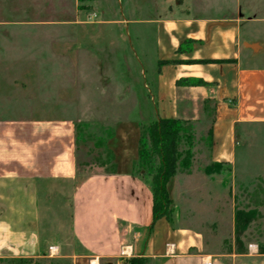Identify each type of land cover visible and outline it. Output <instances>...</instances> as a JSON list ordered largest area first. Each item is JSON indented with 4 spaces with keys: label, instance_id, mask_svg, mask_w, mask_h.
<instances>
[{
    "label": "crops",
    "instance_id": "0c3cea01",
    "mask_svg": "<svg viewBox=\"0 0 264 264\" xmlns=\"http://www.w3.org/2000/svg\"><path fill=\"white\" fill-rule=\"evenodd\" d=\"M50 24L67 22L0 19V259L30 260L44 256L46 247L59 250L43 233V211L67 185L70 237L80 248L68 256L72 264H125L130 258L149 264H248L264 258L255 244L244 254L208 251L198 230L180 225L178 206L170 219L153 221L149 178L134 170L141 124L199 123L207 103L212 109L208 162L237 170L249 129L264 127V61L247 41L253 22L238 7L232 14L187 12L139 21V68L131 78L125 66L127 79H120L126 82L120 107L132 109L112 121L104 143L113 169L82 181L77 180L76 120L62 109L79 105L85 59L92 60L95 50L107 57L118 53L124 39L119 34L107 39L98 29L67 43L60 34L51 39ZM99 37L106 38V46L96 45ZM67 76L73 77L71 84ZM185 78L207 85L177 86Z\"/></svg>",
    "mask_w": 264,
    "mask_h": 264
},
{
    "label": "rangeland",
    "instance_id": "374dc122",
    "mask_svg": "<svg viewBox=\"0 0 264 264\" xmlns=\"http://www.w3.org/2000/svg\"><path fill=\"white\" fill-rule=\"evenodd\" d=\"M237 7L244 19L253 22L247 28V41L256 47L258 61H264V0H0V19L67 22L65 27L53 24L49 27L51 39L56 40L60 34L65 36L67 43H73L75 36L80 35L84 40L98 29L107 39L118 34L123 36L118 53H110V58L104 51L95 50L92 60L85 59L87 66L82 68L83 92L79 105L62 109L66 117L76 120V155L77 164L81 166L77 167V180L82 181L93 172L111 171L104 143L111 132L112 121L128 116L132 109L120 107L121 88L126 87V82L123 85L120 79H127L125 66L129 67L131 78L139 68L138 22L187 12L196 17L232 14ZM23 8L29 10L25 12ZM106 38H97L96 45L106 46ZM23 45L11 46L23 48ZM66 78L67 84L73 82L72 76ZM204 113L202 122H185L190 148L187 142L181 141L179 150L190 149V166L187 169L179 167L168 185L172 210L175 206L180 208V225L198 230L210 252L244 254L248 244H255L259 253L260 248H264V127L249 129L245 147L238 150V168L233 173L227 164L211 166L208 162L209 137L206 133L212 117L211 104H204ZM90 164L109 166L83 167ZM207 167H213L212 173L206 172ZM224 176L226 182L221 180ZM62 189L64 193L47 201L42 220L43 233L50 244L55 242L60 246L59 250L46 247V254L40 258L5 260L0 264H72L68 256L79 253L80 248L70 237L71 187L59 188ZM237 209H255L258 213L238 237L235 233ZM248 264H264V258Z\"/></svg>",
    "mask_w": 264,
    "mask_h": 264
},
{
    "label": "trees",
    "instance_id": "16d2710c",
    "mask_svg": "<svg viewBox=\"0 0 264 264\" xmlns=\"http://www.w3.org/2000/svg\"><path fill=\"white\" fill-rule=\"evenodd\" d=\"M217 62V61H212ZM228 62V61H225ZM206 86L201 79L185 78L177 81V86ZM185 121L179 119H152L141 124L140 137L137 149V160L134 162V170L149 178L152 193L153 221L161 217L170 219L172 215L171 200L168 185L176 175L179 167L187 169L190 166V138L186 135ZM209 145L211 133L208 130ZM181 141L187 142L189 148L180 152ZM110 159V167L113 169L111 154L106 152ZM219 165L212 164L211 166ZM213 167H207L206 172L212 173ZM258 216L255 209L236 210L235 233L238 237ZM259 254H264V248H260ZM23 261L24 259H0V261ZM143 258H130L125 264H146Z\"/></svg>",
    "mask_w": 264,
    "mask_h": 264
}]
</instances>
